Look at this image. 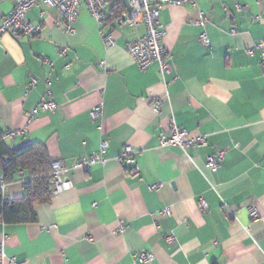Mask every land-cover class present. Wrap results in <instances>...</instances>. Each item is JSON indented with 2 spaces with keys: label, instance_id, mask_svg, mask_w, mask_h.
<instances>
[{
  "label": "crops",
  "instance_id": "crops-1",
  "mask_svg": "<svg viewBox=\"0 0 264 264\" xmlns=\"http://www.w3.org/2000/svg\"><path fill=\"white\" fill-rule=\"evenodd\" d=\"M111 6L99 24L81 1L68 36L60 13L40 5L26 14L41 25L39 35H0L6 145H44L52 161L66 166L96 152L101 141L109 145L105 165L71 171V189L35 206L36 221L0 228L6 256L21 264H264V0L165 6L160 22L171 69L163 75L156 62L137 67L126 46L145 27L108 21ZM12 7V0H0V23ZM201 17L203 27L196 23ZM202 31L207 47L199 43ZM103 33L111 34L112 46ZM31 78L37 83L25 94ZM46 90L55 111L27 124ZM153 99L162 102L158 112ZM97 105L102 116L93 121L89 113ZM171 119L190 135H205L207 144L188 156L161 148ZM16 130L23 133L5 134ZM125 146L138 173L119 161ZM218 150L223 159L212 170L206 159ZM25 179L17 173L7 184L8 200L22 196ZM121 221L126 231L119 234ZM140 252L153 259L141 262Z\"/></svg>",
  "mask_w": 264,
  "mask_h": 264
},
{
  "label": "built area",
  "instance_id": "built-area-1",
  "mask_svg": "<svg viewBox=\"0 0 264 264\" xmlns=\"http://www.w3.org/2000/svg\"><path fill=\"white\" fill-rule=\"evenodd\" d=\"M81 1H84L89 13L100 24L105 19V11L110 6V0H12L13 7L9 13H7L0 23V35L3 33H11L15 37L26 36L35 37L41 32V25H36L28 21L27 12L37 6L44 5L48 8L56 9L61 17L63 28L62 32L65 35H73L74 23L76 21L78 11L81 5ZM130 10H126L116 19L119 25H124L130 28H136L139 25L145 27V32L137 37L134 41H131L126 46V51L132 57L134 63L140 70L147 69L152 63L156 62L159 66V74L163 75L171 69L169 58L167 59L165 49L163 46L164 28L160 22L161 10L167 5H194L195 0H127ZM240 8V7H239ZM199 26L205 25L203 17L196 22ZM199 43L203 47H207L210 44L209 38L206 32L202 31L199 34ZM103 40L107 47L114 44V39L110 33H103ZM261 59L264 63V41L260 44ZM65 50H61L59 55H64ZM248 54L252 55L253 50L249 49ZM48 69L52 68V62L46 63ZM37 83L36 78H31L28 85L25 87V94L29 92V89ZM152 110L158 112L162 102L160 99H153L150 101ZM56 104L52 100L50 90H46L44 95L39 101L32 107L27 114V124L32 122L35 117L41 113H53L55 111ZM93 121L99 120L102 116V106L97 105L89 113ZM23 130H16L5 133L7 137H15L21 135ZM207 144V137L205 135H190L186 130L178 127L174 120H170L168 135H161L159 139V145L161 148H179L186 156L191 151H196L200 146ZM108 142L101 141L99 148L96 152L90 156L80 158L74 161L70 166H66L60 161H53L51 165V171L48 177V184L51 189L52 195L71 189L73 182L70 178L71 171L77 170H89L95 165H105L108 162L106 151L108 149ZM224 151L218 150L216 155L208 156L206 159L207 166L215 170L220 161L223 159ZM134 152L130 146H125L119 155V161L125 170L131 173H138V168L135 165ZM190 157V156H189ZM18 175L23 176L19 171ZM24 183V181H21ZM7 183L4 182L3 176L0 177V192L4 200H8L5 197V189ZM159 185H154L153 188H157ZM207 203L201 199L199 201V208L201 210L206 209ZM170 211L165 209L164 214H169ZM251 216L256 219L257 212L255 209H251ZM4 222L0 220V228L4 227ZM117 233L122 234L126 231V225L124 222H120L115 230ZM5 236L3 235L0 241V264H21L14 257H7L5 254ZM138 259L141 262L148 263L153 259L151 253L140 252Z\"/></svg>",
  "mask_w": 264,
  "mask_h": 264
},
{
  "label": "trees",
  "instance_id": "trees-1",
  "mask_svg": "<svg viewBox=\"0 0 264 264\" xmlns=\"http://www.w3.org/2000/svg\"><path fill=\"white\" fill-rule=\"evenodd\" d=\"M108 21L116 20L127 10L123 0H110ZM52 160L44 145L28 144L12 148L3 140L0 131V169L4 182L15 180L19 171L27 177L23 180V194L16 200H4L0 192V220L4 224H21L36 221L35 206L47 203L52 197L48 184Z\"/></svg>",
  "mask_w": 264,
  "mask_h": 264
},
{
  "label": "water",
  "instance_id": "water-1",
  "mask_svg": "<svg viewBox=\"0 0 264 264\" xmlns=\"http://www.w3.org/2000/svg\"><path fill=\"white\" fill-rule=\"evenodd\" d=\"M124 5L126 6L127 10H130V6L128 5V1L127 0H123Z\"/></svg>",
  "mask_w": 264,
  "mask_h": 264
}]
</instances>
